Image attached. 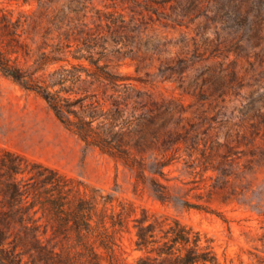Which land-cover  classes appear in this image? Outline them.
Wrapping results in <instances>:
<instances>
[{"label": "trees", "instance_id": "obj_1", "mask_svg": "<svg viewBox=\"0 0 264 264\" xmlns=\"http://www.w3.org/2000/svg\"><path fill=\"white\" fill-rule=\"evenodd\" d=\"M81 6L52 0L33 9L0 7V75L43 98L86 146L128 168L135 188L148 184L161 201L170 200L161 178L169 180L164 168L173 154L163 147L176 138L179 109L120 68L127 54L136 59L124 46L141 39L143 29L134 16L116 10L96 8L86 20ZM125 231L133 233L132 249L139 251L133 261L124 255ZM0 264L222 262L214 237L179 216L136 211L115 188L0 146ZM257 264H264V255Z\"/></svg>", "mask_w": 264, "mask_h": 264}, {"label": "rangeland", "instance_id": "obj_2", "mask_svg": "<svg viewBox=\"0 0 264 264\" xmlns=\"http://www.w3.org/2000/svg\"><path fill=\"white\" fill-rule=\"evenodd\" d=\"M51 1L0 0V7L33 9ZM53 1L86 5V20L99 8L140 23L141 39L124 46L136 59L127 54L120 68L179 109L176 138L163 147L173 154L164 168L169 180L161 178L171 199L161 201L148 184L135 188L128 168L86 146L43 98L1 75L0 146L115 188L136 211L179 216L214 237L222 264H257L264 255V0ZM133 236L122 237L128 261L139 254Z\"/></svg>", "mask_w": 264, "mask_h": 264}]
</instances>
